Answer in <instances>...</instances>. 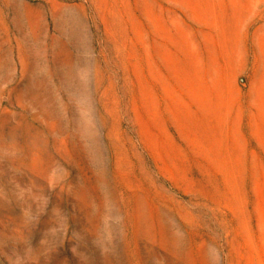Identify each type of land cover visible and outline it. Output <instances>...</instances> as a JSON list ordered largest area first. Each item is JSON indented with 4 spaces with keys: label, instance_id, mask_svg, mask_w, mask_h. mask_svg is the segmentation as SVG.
Instances as JSON below:
<instances>
[{
    "label": "rangeland",
    "instance_id": "obj_1",
    "mask_svg": "<svg viewBox=\"0 0 264 264\" xmlns=\"http://www.w3.org/2000/svg\"><path fill=\"white\" fill-rule=\"evenodd\" d=\"M0 264H264V0H0Z\"/></svg>",
    "mask_w": 264,
    "mask_h": 264
}]
</instances>
